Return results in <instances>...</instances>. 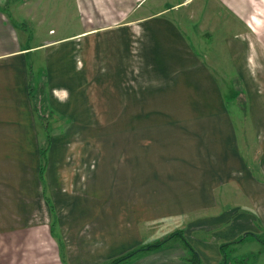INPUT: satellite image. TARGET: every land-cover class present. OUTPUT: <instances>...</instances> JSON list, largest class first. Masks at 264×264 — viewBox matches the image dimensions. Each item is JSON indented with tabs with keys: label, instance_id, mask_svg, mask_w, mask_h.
<instances>
[{
	"label": "rangeland",
	"instance_id": "obj_1",
	"mask_svg": "<svg viewBox=\"0 0 264 264\" xmlns=\"http://www.w3.org/2000/svg\"><path fill=\"white\" fill-rule=\"evenodd\" d=\"M12 1L32 44L70 36L54 48L59 59L70 63L69 68L62 64L63 70L70 71L63 73L58 85L63 88L55 93L69 97L60 108L69 106L72 114L50 106L47 77L35 93L45 115L47 136L55 134V144L60 145L53 154L55 163L61 162L60 176L51 192L46 190V222L52 223V237L58 243H66L70 235L72 243H103L105 239L115 243L124 233L137 239L127 243L145 245L176 230L184 235L191 230V234L197 231L194 235L201 243H221L228 264L242 258L244 264H264V244L254 236L245 237L247 232L263 235L264 226L254 231L249 221L238 219L240 212H254L242 191L247 177L252 174L260 187L264 182V113L263 105L255 103L264 100V0H231L239 5L242 16L260 13L255 30L240 21L237 31L226 34V25L217 23L216 38L208 41L211 46L201 47L202 40H190L197 44L194 49L182 47L178 39L160 40V46H155L145 24L123 23L76 35L97 20H87L89 0ZM197 2L204 0H195L187 11L192 12ZM99 8L104 11L103 5ZM208 9L207 4L201 17ZM175 25L182 30L180 19ZM231 42L239 45L238 57H232ZM52 47L46 44L44 50L31 53L29 61L45 49L51 60ZM47 70L51 76V69ZM68 73L73 75L72 83L65 76ZM33 74L35 79L43 75L38 66ZM42 86L47 94L40 90ZM37 93H44V102H39ZM50 152L53 148L47 152L48 163ZM139 192L144 199L167 196L154 204L144 200L143 204H152L150 211L178 209L177 203L189 197L192 212L168 219L156 216L142 227L134 221ZM200 201L202 208L197 209ZM126 212L131 217L123 216ZM218 213H223L221 228L187 225L189 215ZM252 221V226L260 225L258 219ZM103 224H109L111 238ZM45 228L46 235L35 227L25 232L20 239L23 245L16 244L13 233L8 240V233L0 232V262L6 256L9 264L28 259L30 264H43L38 262L39 251L46 243H54L49 226ZM171 241L184 242L178 236ZM62 248L65 252V244Z\"/></svg>",
	"mask_w": 264,
	"mask_h": 264
},
{
	"label": "crops",
	"instance_id": "obj_2",
	"mask_svg": "<svg viewBox=\"0 0 264 264\" xmlns=\"http://www.w3.org/2000/svg\"><path fill=\"white\" fill-rule=\"evenodd\" d=\"M194 1L190 3V0H178L176 2H169V0H89L87 1V7L90 12H87L89 15L87 20L90 21L92 17L97 20L90 21L89 24L92 27L88 30H82L76 35L115 25L120 26L123 23L145 24L149 31L148 37L151 40H156L155 46H160V40L178 39L183 41L182 47L194 49L197 44L189 42L190 40H202L201 44H198L201 47L211 46L208 41L212 40V37L216 38L213 33L217 31V23H221L219 26L226 25V34H233V30L237 31L239 29L240 21L254 29L255 23L261 19L259 17L261 16L260 13H257L259 16L253 13L250 16H242L239 14V5L234 4L231 0H204L201 3L197 2L192 8L193 11L188 12V8ZM207 4L209 5L208 13L201 17L200 14L204 11ZM101 5L104 7L103 12L99 8ZM251 7L254 8L255 6L251 5ZM241 8L245 9L244 6ZM14 9V1L0 0V232H7L8 240H10V234L13 233L14 238H16L14 240L16 244L23 245L26 243H22L20 239L24 237L25 232H31L32 227H35L38 231H43L44 235H46L45 226L48 225L49 233L52 237V223L51 221H48L49 224L46 222L48 211L46 190L51 192V185L60 176L61 162L59 160V163H55L53 157L54 152L58 149L55 146L60 145L55 144L54 134L51 138L54 144L49 149L50 151L53 148V152L49 153L45 179L43 178L42 180L40 177L41 149L47 144L48 131L42 122L45 119V115L37 106L35 93L37 86L43 83L44 77H47L51 91L50 96L47 95L50 106H53L56 110L61 109L62 111L60 112L65 115L72 114V109L69 106L64 109L63 107L60 108V105L63 106L66 102L64 100L69 101V97L61 98L55 93L57 89L63 88V86H58L59 80L62 79L61 76L65 71H70V69H67L70 63H65V60L59 59V53L56 54V49L54 48L70 36L56 37L32 44L30 35L25 28L21 27L22 23L16 17ZM245 17L246 19L244 20ZM178 19L181 21L182 30L175 25L178 24ZM234 35L236 37L238 35L237 32ZM46 44L54 46L49 52L54 57L51 60L47 59V51L45 49L43 55L36 56L34 61L30 62L29 55L37 52L40 48L43 49ZM228 47L232 57H238V43L231 42ZM153 54L159 55L157 52H153ZM48 60L49 62H47ZM62 64L66 65V70H63ZM37 66L38 71L43 75L35 79L33 71ZM48 67L51 69V76L48 74ZM65 76L72 83L73 75L68 73ZM255 103L263 105L264 113V100H259V102L256 101ZM262 160L264 173V151ZM47 184L50 185L49 189ZM259 185V182L251 174L247 177L245 190L240 188L250 198L254 212L250 214L249 212H240L241 216L238 219L245 220L247 223L249 221L251 225L249 227L254 231H259L260 227L255 224L252 226V218L258 219L260 224L264 226V182H261V187ZM190 190L189 192H191ZM198 190L199 192L203 190V186ZM236 190H239L238 186ZM50 194L52 197V193ZM161 196L154 199L153 197L144 199L141 192L136 195V197H140V201L137 202L135 200L134 203V206H138L136 210L134 208V221L136 224L139 223L143 227L145 222L154 219L156 216H163V219H168L173 216H186L192 212L189 197L183 198L182 201L178 202V209L175 210L167 208L161 210L158 208L157 211H150L148 205L151 206L152 204H148V202L143 204L144 200H149L154 204L158 201L156 199L167 198L166 195L163 196L162 194ZM202 205L201 201L198 202L197 209L202 208ZM159 211L163 213H158ZM130 214L131 212H126L123 216L129 218L131 217ZM222 216L223 213L201 217L199 214L195 218L189 215L188 220L190 222L187 225L195 224L194 229H201L203 225L221 228L223 226L220 225H223L224 222ZM102 228H107L106 232L108 237L111 238L109 224L106 226L103 224ZM60 231L59 235H61ZM147 231L149 230L147 229ZM196 232L191 234V230L185 231V235L199 252L203 263H221L223 260V253L220 249L221 243H201L203 241L194 235L197 234ZM102 233H104L103 237H105V230ZM121 237L122 239L115 243H111L109 239H105L103 243H72L73 240L70 239H73V236L71 235L67 237L69 239H66V243H58L52 237L54 243H46L50 247L49 254L46 255L48 246H45L43 251H39L42 255H39L38 262L43 264H65L63 262V253L67 264H106L111 259L125 253L127 249L144 244L135 243V241L127 243L129 240H137L130 234L126 236L123 233L122 236L120 235ZM62 244H65V252ZM119 249H123V252ZM16 256H19V254ZM188 256V249L183 242L170 240L167 245L160 249L140 252L129 258L127 262L120 264H192ZM2 259L0 264H9L6 256L2 257ZM25 263L30 264L31 262L28 259L23 261V264Z\"/></svg>",
	"mask_w": 264,
	"mask_h": 264
},
{
	"label": "trees",
	"instance_id": "obj_3",
	"mask_svg": "<svg viewBox=\"0 0 264 264\" xmlns=\"http://www.w3.org/2000/svg\"><path fill=\"white\" fill-rule=\"evenodd\" d=\"M41 89H44V87L42 86L40 88ZM46 89H44L45 91ZM38 91V90H37ZM45 94L46 91H45ZM37 95L39 96L40 98V103L44 102V93H41V95H39V93H37ZM36 97V96H35ZM42 98V99H41ZM45 99H46V96H45ZM39 103V105H40ZM37 106H38V102H37ZM49 142H51V136L48 134L47 136V144L46 146H44L42 149H41V166H40V177L45 179V171H46V167L48 165V161H47V152L49 151ZM261 224L259 225V227L261 228ZM264 233V232H263ZM254 236L257 240H259L261 243L264 244V234L263 235H260L259 233H255V232H247L245 234V237L246 236ZM179 237L182 239V241H184V245L187 247L188 249V252H189V256H188V259L190 260V262L192 264H204L200 255H199V252L191 245V243H189L187 241V238L185 237V235L181 232V231H173L171 232L170 234L166 235L165 237L159 239V240H156V241H153L151 243H147L145 245H141L133 250H131L129 253H126L125 255H121L119 257H116L114 258L112 261H110L109 263L107 264H120V263H123V262H127L129 258H132L135 254H138L140 252H144V251H149V250H156V249H160L162 247H164L165 245H167V243L173 239L174 237ZM245 237H243L242 239H244ZM227 244H233V243H227ZM224 245V246H227ZM222 246V245H221ZM223 246V247H224ZM223 253V263L222 264H228V262L226 261L227 257H226V254L224 252V250L222 251ZM240 262L236 263V264H244L242 263L245 259L242 258V259H238Z\"/></svg>",
	"mask_w": 264,
	"mask_h": 264
}]
</instances>
